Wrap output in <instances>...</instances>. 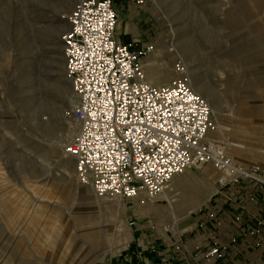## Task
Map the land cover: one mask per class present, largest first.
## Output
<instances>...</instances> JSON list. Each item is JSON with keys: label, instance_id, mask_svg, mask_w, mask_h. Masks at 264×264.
<instances>
[{"label": "rangeland", "instance_id": "rangeland-1", "mask_svg": "<svg viewBox=\"0 0 264 264\" xmlns=\"http://www.w3.org/2000/svg\"><path fill=\"white\" fill-rule=\"evenodd\" d=\"M74 1L0 0V264H122L136 232L127 221L135 223L143 193L100 200L59 165L67 160L73 171L62 146L78 126L65 113L73 93L59 41ZM113 1L118 39L152 45L141 57L145 75L162 74L166 83L181 63L210 107L207 136L234 162L259 164L262 174L264 0ZM241 180L250 179L228 183ZM203 186L190 179L151 214L172 219Z\"/></svg>", "mask_w": 264, "mask_h": 264}, {"label": "built area", "instance_id": "built-area-1", "mask_svg": "<svg viewBox=\"0 0 264 264\" xmlns=\"http://www.w3.org/2000/svg\"><path fill=\"white\" fill-rule=\"evenodd\" d=\"M59 34L63 73L73 100L65 111L77 130L62 146L76 181L96 196L130 199L161 193L189 166L209 165L216 181L264 184L257 163H236L206 132L214 126L206 100L193 91L181 63L155 84L141 57L152 45L116 36L113 0H75ZM129 225L134 220L127 221ZM218 254L212 245L206 256Z\"/></svg>", "mask_w": 264, "mask_h": 264}, {"label": "crops", "instance_id": "crops-1", "mask_svg": "<svg viewBox=\"0 0 264 264\" xmlns=\"http://www.w3.org/2000/svg\"><path fill=\"white\" fill-rule=\"evenodd\" d=\"M146 74L153 83H163L162 74ZM201 166L185 168L171 177L166 190L144 197L122 264H264V184L251 180L219 184L216 172L211 179L198 171ZM196 176L203 181L204 194L195 195L191 206L175 212L172 219L151 214ZM212 245H217L218 254L206 256Z\"/></svg>", "mask_w": 264, "mask_h": 264}, {"label": "bare ground", "instance_id": "bare-ground-1", "mask_svg": "<svg viewBox=\"0 0 264 264\" xmlns=\"http://www.w3.org/2000/svg\"><path fill=\"white\" fill-rule=\"evenodd\" d=\"M143 68V67H142ZM144 70V69H143ZM145 73V72H144ZM186 73V72H185ZM188 85L190 86V88L193 90V91H195L196 93H198V94H200L201 95V93L194 87V86H192L191 85V82H190V80H188ZM50 123V122H49ZM48 123V124H49ZM70 125V124H69ZM77 127H76V125L74 124V125H71L70 127H69V130H68V133L67 134H69V135H74V133H75V131L77 130L76 129ZM218 129L219 130H221V128L220 127H218ZM210 130V129H209ZM208 130V131H209ZM208 131L206 132V136H207V133H208ZM219 143H221V142H219ZM218 142H217V144L220 146V147H222V145L221 144H219ZM230 145V144H229ZM235 145V144H234ZM223 148V147H222ZM224 149V148H223ZM225 151H226V149H224ZM227 152V151H226ZM68 157V158H70L71 156L70 155H68V154H64V157ZM59 165L63 168V170H64V172H65V176L69 179L71 176H74V173H73V171L71 170V167H70V165H69V163H68V161L66 160H64V161H62V160H59ZM179 174V173H178ZM79 189L82 191V192H86L83 188H80L79 187ZM99 197V199H106L107 198V196H106V198H104L103 196H98ZM113 199H118V197H109V198H107L106 199V201L107 202H112V200ZM103 201V200H102ZM93 203H95V204H101L102 202L101 201H97V199H94V201H93ZM106 204V203H105ZM108 204V203H107Z\"/></svg>", "mask_w": 264, "mask_h": 264}, {"label": "water", "instance_id": "water-1", "mask_svg": "<svg viewBox=\"0 0 264 264\" xmlns=\"http://www.w3.org/2000/svg\"><path fill=\"white\" fill-rule=\"evenodd\" d=\"M60 55H61V52H60ZM61 69H62V71H63V59L61 60ZM68 85H69V83H68ZM70 88V87H69Z\"/></svg>", "mask_w": 264, "mask_h": 264}]
</instances>
